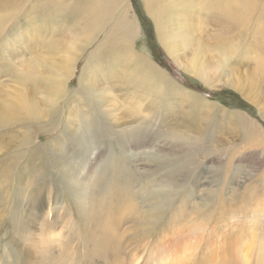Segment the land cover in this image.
<instances>
[{"label":"rangeland","instance_id":"1","mask_svg":"<svg viewBox=\"0 0 264 264\" xmlns=\"http://www.w3.org/2000/svg\"><path fill=\"white\" fill-rule=\"evenodd\" d=\"M244 1L228 26L217 0H0V264H264V0ZM110 196L119 250L96 253Z\"/></svg>","mask_w":264,"mask_h":264},{"label":"bare ground","instance_id":"2","mask_svg":"<svg viewBox=\"0 0 264 264\" xmlns=\"http://www.w3.org/2000/svg\"><path fill=\"white\" fill-rule=\"evenodd\" d=\"M248 1V0H246ZM218 2V5H219V9L222 10V12L225 13H228L229 14V19L227 21V24L228 26L229 25H235V26H239L241 24V19L239 17L238 14H230L229 10L231 9L232 6H236V7H239L240 5L241 6H245L247 5V3L244 1V0H217ZM99 5L101 8H104L103 11L105 9H108L109 7L111 6H115L117 3H119V0H99ZM129 9H130V6L127 4L125 9L119 13V15L117 16V19H118V23L119 22H123L122 25L120 27H125V29L123 30L126 33H128L129 35H133V32L135 31L134 29L136 28L137 24L135 23V27H134V23H131L130 24V21L129 19L127 18V13L129 12ZM249 9V8H247ZM112 11H113V8L108 11L107 10V14L105 15L104 18H108V17H111L112 15ZM126 13V19L124 20L122 15ZM131 30V31H130ZM125 47L129 48L128 45H124ZM135 51L132 49V52L131 54L134 56V53ZM73 54H71L70 56H72ZM74 61V60H73ZM221 62V61H220ZM70 63V64H69ZM68 66L67 65V62H66V65H65V70H64V74H63V77L65 78V74H69L71 72V69H72V62H69ZM193 66H190L188 68V70L190 71L192 69ZM63 71V70H62ZM83 74V73H82ZM61 77V76H60ZM63 78V79H64ZM61 81V80H60ZM62 88V87H60ZM58 89V88H57ZM58 91H63V90H58ZM61 93V92H60ZM13 98L16 100L15 101V108L18 109L17 111H24V112H28V110L31 108V103L28 102V100L24 97V96H18V94H15V96H13ZM138 140V139H137ZM137 144V141L136 142H133V141H129V144L130 145H133V144ZM109 182V181H108ZM97 184V183H96ZM98 185V184H97ZM92 186H95L92 185ZM91 188V187H90ZM97 189H98V186H97ZM96 189V190H97ZM102 189V188H101ZM87 191V190H86ZM115 191V190H114ZM103 192V191H102ZM116 192V191H115ZM108 193V192H107ZM120 193V192H119ZM111 194V193H110ZM114 194V193H113ZM118 193L116 192V195ZM93 195V194H92ZM95 195V194H94ZM93 195V196H94ZM104 195V194H103ZM122 196V195H120ZM115 198L116 200H120V201H117L122 202V204L119 206V205H116L115 206V203L112 202V200H115L114 197H112V199H107L105 200L103 203H101L98 208H94L93 210V219H94V223L96 225L97 223V226H99V231H98V235H97V240L95 241V244H94V250L93 251H96V253H99V252H104L105 250H107L108 248H110V245L112 244L113 246V252L114 254H116V252L119 250V245H118V242H117V237H116V228L118 226V222L120 221V214L126 210L127 208V203L124 202V198ZM98 197V196H97ZM101 198V196H99ZM98 199V198H97ZM94 200V199H93ZM90 201V200H89ZM99 201V200H98ZM103 201V200H102ZM111 201V202H110ZM92 202V201H91ZM94 202H96L94 200ZM100 202V201H99ZM110 202V203H108ZM124 202V203H123ZM75 203V202H74ZM94 204V203H93ZM97 204V203H96ZM115 206V207H114ZM95 207V206H94ZM114 207V208H112ZM114 209V210H112ZM92 211V210H91ZM86 213V212H85ZM87 214V213H86ZM94 214L96 216H94ZM89 215V214H88ZM85 217V216H84ZM90 223V222H89ZM90 236V235H89ZM120 236V235H118ZM87 237V236H86ZM89 240V239H88ZM116 240V241H115ZM94 241V240H93ZM112 242V243H111ZM84 243V242H83ZM180 249V248H179ZM92 250V249H91ZM48 252V251H46ZM120 254V253H119ZM182 254V253H181ZM164 261V260H163ZM160 264V263H159Z\"/></svg>","mask_w":264,"mask_h":264},{"label":"trees","instance_id":"3","mask_svg":"<svg viewBox=\"0 0 264 264\" xmlns=\"http://www.w3.org/2000/svg\"><path fill=\"white\" fill-rule=\"evenodd\" d=\"M241 104V103H240Z\"/></svg>","mask_w":264,"mask_h":264}]
</instances>
